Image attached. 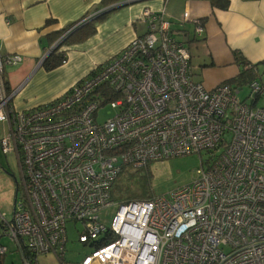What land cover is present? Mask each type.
I'll return each mask as SVG.
<instances>
[{
    "label": "built area",
    "instance_id": "built-area-1",
    "mask_svg": "<svg viewBox=\"0 0 264 264\" xmlns=\"http://www.w3.org/2000/svg\"><path fill=\"white\" fill-rule=\"evenodd\" d=\"M141 18L143 35L26 111L13 109L2 79L3 67L22 57L0 53V122L7 125L0 148L14 154L19 171L1 236L23 264L44 253L64 264L68 222H81L77 240L88 249L72 264H264V107L252 104L264 84H248L249 103L229 83L207 89L192 78L189 49L172 36L163 9L145 8ZM105 103L116 112L98 122ZM204 150L206 165L200 161L192 181L167 196L119 202L109 224L101 219L125 165ZM6 250L0 245V254Z\"/></svg>",
    "mask_w": 264,
    "mask_h": 264
},
{
    "label": "crops",
    "instance_id": "crops-1",
    "mask_svg": "<svg viewBox=\"0 0 264 264\" xmlns=\"http://www.w3.org/2000/svg\"><path fill=\"white\" fill-rule=\"evenodd\" d=\"M122 1L129 0H0V53L22 57L19 64L2 70L5 89L13 92V109L26 111L52 102L88 76L94 66L111 59L132 39L143 35L147 30L141 18L145 8L163 9L172 36L189 49L192 78L207 89L238 76L242 67L236 53L250 64L264 61V0H226V8L216 6L212 0H134L102 12ZM184 12L188 13L185 19ZM87 14H93L88 21L89 32L85 36L72 34L61 48L66 62L53 69L44 68L41 60L58 32ZM195 20L203 26L200 34ZM261 67L264 65L258 66L257 78ZM262 97L252 104L257 106ZM0 123L2 137L7 125ZM5 194L0 191V203ZM1 238L0 245L6 246ZM6 248L3 264L9 250ZM11 249L23 264L13 242ZM40 255L37 264H61L52 253Z\"/></svg>",
    "mask_w": 264,
    "mask_h": 264
},
{
    "label": "rangeland",
    "instance_id": "rangeland-1",
    "mask_svg": "<svg viewBox=\"0 0 264 264\" xmlns=\"http://www.w3.org/2000/svg\"><path fill=\"white\" fill-rule=\"evenodd\" d=\"M5 76V75H4ZM259 78V79H258ZM259 81L264 82V67L259 69ZM249 88L248 84L241 86L237 97L240 100L251 102L248 97ZM258 107H264V97L260 98L257 102ZM115 109L111 108L108 103L101 105L96 113L95 119L102 122L115 114ZM3 125L0 123V137L2 135ZM209 154L207 151L200 153H189L184 155L171 156L161 160L150 161L146 166L133 167L132 165H125L122 169V174L116 178L113 186L115 196L113 204L102 210L100 213L101 219L109 224L113 214L115 213L118 203L125 201L126 188L131 189L133 192L141 193V185L137 183L140 177L147 175L146 189L149 194L165 195L167 196L175 188L189 183L196 177V169L200 167V161H203V166L206 165V159ZM131 174L132 179L128 186H125L124 176ZM15 179H19L18 165L15 157L10 153H3L0 148V191H5V199L0 203V220L1 214L4 213L5 219L11 218L12 202L14 190L16 188ZM134 180L136 183H134ZM126 187V188H125ZM143 189V186H142ZM82 224L78 222L76 227L72 222L66 224L67 242L65 245L66 254L65 258L67 264L79 261L80 258L88 250L77 240V228L81 229ZM2 243L9 248L5 257V264H20V258L17 252L12 251V242L9 238H1ZM51 254V253H47ZM41 256V255H40ZM12 262V263H11Z\"/></svg>",
    "mask_w": 264,
    "mask_h": 264
},
{
    "label": "trees",
    "instance_id": "trees-1",
    "mask_svg": "<svg viewBox=\"0 0 264 264\" xmlns=\"http://www.w3.org/2000/svg\"><path fill=\"white\" fill-rule=\"evenodd\" d=\"M213 4H215L216 6L222 7V8H226L227 6V1L226 0H212ZM87 15H85V17H87ZM83 17V18H85ZM82 18V19H83ZM82 19H80L79 21H81ZM79 21L73 22L71 24H69L68 26H66L65 28L61 29L58 32V35L56 37V39L52 42L55 43L57 41V39H59L61 37V35H63L65 33V31H67L68 29H70L71 27H73L74 25H76ZM89 21V20H88ZM83 22L81 23L79 26H76L75 28H73V30H71L68 35L61 41L60 45H58L55 49H53L47 56L46 58H44L42 65L44 68L46 69H53L56 66L61 64L62 59H64L66 57L65 55V50L61 49L62 46H64L65 42H68V39L70 38V36L76 32L80 33L81 35L85 36L88 32H89V22ZM81 36V37H83ZM236 55V60L237 62L241 65V71L238 74L237 77H235L234 79L230 80L229 82L226 81L225 83H229L230 85L233 83L235 84V87H241L244 84H249L252 80H255L258 76L257 73V68L259 65H264V61L258 62V63H254V64H250L247 61H245L244 59H242L241 55H239L238 53L235 54ZM258 97V96H257ZM147 163L144 165L146 166ZM143 167V166H142ZM122 172V170H121ZM119 173L117 175L116 178H118V176L122 173ZM115 178V180H116ZM146 178L147 175L140 177L137 180V183H139L141 185V193H137V192H133L131 189L126 188V194L124 196V200L128 201V200H132V199H144V198H148L151 197L152 195L149 194L147 192L146 189ZM132 179L131 174H127L124 176V181H125V186L130 183ZM114 180V182H115ZM134 183H136V181L134 180ZM113 186L114 183L112 185V189H111V193H112V198H114L115 193L113 191ZM143 186V189H142ZM1 221H0V236H1ZM1 244V243H0ZM66 253V252H65ZM65 253L63 255V261L66 260L65 258ZM2 254H0V264L2 263Z\"/></svg>",
    "mask_w": 264,
    "mask_h": 264
},
{
    "label": "water",
    "instance_id": "water-1",
    "mask_svg": "<svg viewBox=\"0 0 264 264\" xmlns=\"http://www.w3.org/2000/svg\"><path fill=\"white\" fill-rule=\"evenodd\" d=\"M129 1H134V0H129ZM129 1H122V2H118V3H116V4H113V5H110L109 7H106L105 9H103L102 12H107V11H109V10H111V9H113V8H116V7H118V6H121V5H123V4H125V3L129 2ZM60 43H61V41H59V42L56 43V44H53L52 47L49 49V51L43 56V58H42L41 61H43V59L46 58V56H47V55H48L53 49H55L58 45H60Z\"/></svg>",
    "mask_w": 264,
    "mask_h": 264
},
{
    "label": "flooded vegetation",
    "instance_id": "flooded-vegetation-1",
    "mask_svg": "<svg viewBox=\"0 0 264 264\" xmlns=\"http://www.w3.org/2000/svg\"><path fill=\"white\" fill-rule=\"evenodd\" d=\"M15 182H16V179H15Z\"/></svg>",
    "mask_w": 264,
    "mask_h": 264
}]
</instances>
